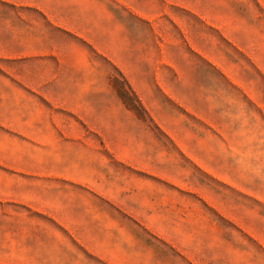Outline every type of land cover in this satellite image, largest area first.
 Masks as SVG:
<instances>
[{
	"label": "rangeland",
	"instance_id": "obj_1",
	"mask_svg": "<svg viewBox=\"0 0 264 264\" xmlns=\"http://www.w3.org/2000/svg\"><path fill=\"white\" fill-rule=\"evenodd\" d=\"M263 156L264 0H96L66 27L0 1L1 242L54 221L89 241L72 264H264V204L217 175Z\"/></svg>",
	"mask_w": 264,
	"mask_h": 264
},
{
	"label": "crops",
	"instance_id": "obj_2",
	"mask_svg": "<svg viewBox=\"0 0 264 264\" xmlns=\"http://www.w3.org/2000/svg\"><path fill=\"white\" fill-rule=\"evenodd\" d=\"M1 2L12 3L15 5L29 4L43 10L53 22L59 25L69 26L70 15L72 13L84 14L85 6L90 1L96 0H0ZM79 24H72L71 29L75 30L73 26ZM79 31V30H78ZM118 94V93H117ZM120 97V96H119ZM122 100V99H121ZM242 160L249 162V157H244ZM258 164L256 169V178L247 179L241 178L239 181L229 177L228 173L221 171L217 175L236 186L239 190L256 197L264 204V156L258 157ZM33 164H41L38 158L33 159ZM244 164V163H241ZM248 166L242 172H245ZM247 173V172H246ZM47 179H75L74 174L63 171L43 172ZM27 185H25L26 187ZM69 201V200H68ZM66 203L67 201H62ZM71 202V201H69ZM60 224L65 227H72L65 222ZM31 224L38 227L35 234L22 233L18 236H10L0 241V261H5L9 264H72L74 254H80L82 251L78 244L84 245L88 248L89 241L80 237H71L66 235H59L54 233L53 227H57L54 221H26L24 223H11L9 226L28 228ZM75 238V241H74ZM99 242V239L98 241Z\"/></svg>",
	"mask_w": 264,
	"mask_h": 264
},
{
	"label": "trees",
	"instance_id": "obj_3",
	"mask_svg": "<svg viewBox=\"0 0 264 264\" xmlns=\"http://www.w3.org/2000/svg\"><path fill=\"white\" fill-rule=\"evenodd\" d=\"M112 82L118 95L130 111H132L138 118L142 120L146 117V115L149 116L139 97L132 89V87L128 84V82L124 79V77L123 81H120L116 77H113ZM119 84L127 85V87H120ZM150 119L151 122H153L152 118Z\"/></svg>",
	"mask_w": 264,
	"mask_h": 264
}]
</instances>
